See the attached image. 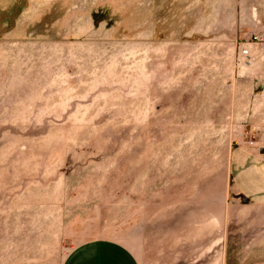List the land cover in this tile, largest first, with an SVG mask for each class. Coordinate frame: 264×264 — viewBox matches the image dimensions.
Segmentation results:
<instances>
[{
    "label": "rangeland",
    "instance_id": "rangeland-1",
    "mask_svg": "<svg viewBox=\"0 0 264 264\" xmlns=\"http://www.w3.org/2000/svg\"><path fill=\"white\" fill-rule=\"evenodd\" d=\"M223 28L264 31V0H0V264L129 244L173 202L224 224V264H264V133L205 113L250 71Z\"/></svg>",
    "mask_w": 264,
    "mask_h": 264
},
{
    "label": "crops",
    "instance_id": "crops-1",
    "mask_svg": "<svg viewBox=\"0 0 264 264\" xmlns=\"http://www.w3.org/2000/svg\"><path fill=\"white\" fill-rule=\"evenodd\" d=\"M209 34L215 37L219 47L225 48V53L226 47L234 53L236 46H246L258 33L242 28H223ZM249 51L253 56L248 66L250 71L244 76L220 80L224 87L217 91L210 88L209 94L204 95V102L208 116L223 117L226 126L229 123L225 117L229 116L236 131L238 128L242 131L245 126L252 137L257 131L264 133V123L256 119L264 116V95L256 94V86L263 85L257 70L263 64L260 60L264 59V50L250 46ZM230 145L231 164L240 163L242 152L237 151L236 145L233 147V141ZM173 203L155 210L154 217L146 221L131 243L108 238L86 240L76 245L62 264H224L227 245L225 234H221L224 224L212 220L210 209L203 205Z\"/></svg>",
    "mask_w": 264,
    "mask_h": 264
},
{
    "label": "built area",
    "instance_id": "built-area-1",
    "mask_svg": "<svg viewBox=\"0 0 264 264\" xmlns=\"http://www.w3.org/2000/svg\"><path fill=\"white\" fill-rule=\"evenodd\" d=\"M260 44H264V31L256 35H253L246 46H241L239 48L240 55L237 60V65L238 66L242 65V61H245V65H250L251 62L253 61V56L250 54L249 45H260Z\"/></svg>",
    "mask_w": 264,
    "mask_h": 264
},
{
    "label": "bare ground",
    "instance_id": "bare-ground-1",
    "mask_svg": "<svg viewBox=\"0 0 264 264\" xmlns=\"http://www.w3.org/2000/svg\"><path fill=\"white\" fill-rule=\"evenodd\" d=\"M242 64H244V61H242Z\"/></svg>",
    "mask_w": 264,
    "mask_h": 264
}]
</instances>
